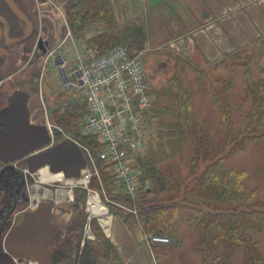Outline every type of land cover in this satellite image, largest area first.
<instances>
[{
	"label": "trees",
	"instance_id": "1",
	"mask_svg": "<svg viewBox=\"0 0 264 264\" xmlns=\"http://www.w3.org/2000/svg\"><path fill=\"white\" fill-rule=\"evenodd\" d=\"M66 15L73 37L94 49L97 56L104 55L121 44H125L130 52L132 49L139 50L144 47L146 32L141 23L127 24L120 29L106 30L89 39L85 38L88 26L102 22L113 23L114 12L110 0H69ZM236 57L239 55L229 57L228 64ZM242 59L246 60L245 56ZM226 63L221 64L223 67H228ZM243 74L244 76L248 74L246 67ZM220 82L222 90L213 91V96L220 113V122L225 128L227 143L231 147L229 153L238 152L250 143L264 139V77L255 82H247L250 107L243 116V123L239 125L237 132L233 129L231 116L234 105L229 98L233 82L231 78H223ZM189 97L186 92L180 94L177 101V115L169 123L165 124L161 118L162 114L158 117L162 126L167 125L168 128L164 130L169 139L179 144L188 141L192 143L193 154L189 162L191 181L186 183L184 179L180 180L172 176L166 178L156 169L153 160L147 161L144 177L151 181L152 188L145 190L139 198H142L141 202L135 204L136 214L123 211L117 204L110 206L116 209L117 217L132 235L141 232L144 235L166 237L164 235L166 231L175 235L177 229H180L178 223L184 222L192 229L195 236L193 252L202 258L204 264H233L238 252L243 257L241 264H264L260 243L256 239V236L264 231V202L256 201L254 192L249 194L244 192L242 172L223 168V157L217 156L204 126L196 123L191 116ZM161 110L166 113L170 108L163 106ZM50 114L56 123L63 127L67 126L69 130L74 129L75 136H80L77 131L80 123H75L85 115V110L80 104L68 102L66 105H57ZM82 139L90 140L87 146L73 140L84 147H89L92 154L97 156L100 150L99 143L87 135ZM56 141L60 140L56 137ZM96 167L103 188L118 187L108 166L99 158H96ZM90 181L89 184L100 185L96 176ZM182 188L183 192L180 193ZM169 194L172 195L168 199H163ZM122 197L125 198L118 199L115 196L116 203L132 208L133 203L130 198L126 195ZM149 197L157 199L145 200ZM82 220L84 216L80 215L67 231L66 237L61 239V246L57 248L54 261L56 264L61 261L60 252L62 259H68L69 255L74 253ZM93 221L91 224L93 223L94 226L96 224ZM99 230L97 227L96 232L100 233ZM182 240L178 238V243L181 244ZM104 244L106 250L113 254L111 264H122L108 239ZM174 247L177 246L174 245L172 248Z\"/></svg>",
	"mask_w": 264,
	"mask_h": 264
},
{
	"label": "rangeland",
	"instance_id": "2",
	"mask_svg": "<svg viewBox=\"0 0 264 264\" xmlns=\"http://www.w3.org/2000/svg\"><path fill=\"white\" fill-rule=\"evenodd\" d=\"M68 1L69 0H54L58 14V22L54 20L55 18H52V22L57 36H59L62 40L66 38V36H68L67 34L71 31L70 22L66 17ZM23 2L26 3L29 17L33 16V7L29 0H22V3ZM43 13L45 14V12ZM116 16L117 18L114 15L113 23L106 24L102 22L92 24L88 27L91 28L90 30H94V28L98 26H103L107 31H114L120 28L119 25L116 24L119 19L118 15ZM47 19L48 18H46V21ZM33 20L35 22V27L38 30L35 18ZM123 26H125V24H122V27ZM44 29L46 30L45 26ZM96 31H98V28H96ZM30 39L27 42H23L20 47L18 44H15L13 48L11 47L13 55L11 56L10 61V75L19 67V58L22 57L21 53L23 51H31L34 45L35 36ZM77 42L75 45L74 41L68 39V42L65 45L63 42L58 43L54 53L45 57L43 60L44 65L42 64L43 67L41 69L38 67H28L25 71L12 77V79L9 80L8 85L10 88L20 85L30 91L32 87L28 86V80H30L29 74L31 73V70L35 71L38 77L36 76L37 81L33 87L37 90L35 95H33L34 98L31 103L33 107L36 105L38 108V118H36L37 123L45 124L48 122L54 126L57 133L55 136L60 141L68 137L86 145L90 140L82 139V137H85L83 127L87 120L85 98L80 91L73 90L69 85L64 83L62 78L64 74L68 75L71 73L75 65L76 55L82 53L80 51L81 49H85L82 44ZM61 46H63V48H60ZM120 46L126 45L121 44ZM23 47H25L24 50H22ZM75 49H77V51H75ZM60 51H62L66 57V62L61 56H59L58 53H60ZM131 51L140 54L144 63V70L149 79V93L153 101V106L148 115H145L143 127L145 137L143 145L138 149L129 151L126 156V161L131 164L136 171L139 185V195L134 201L130 199L133 203L132 208L122 204L123 211L125 210L128 213H132L133 210H136L135 204L141 202L142 198H139L143 195L145 188H152L151 181L144 177L145 165L147 161L153 160L156 169L159 170L166 178L172 176L180 180L184 179L186 183H189L192 179L189 173V162L193 154L192 143L188 141L179 144L178 142L175 143L169 139L164 130L167 125L162 126L158 117L162 114L161 118L165 121V124L169 123L176 117L178 111L176 109L178 104L177 101L182 92H186V94L190 96L192 118L196 123L204 126V129L211 140L212 147L218 154L217 156L223 157V168L226 170L242 172L244 192L246 194L254 192L255 200L264 202V139L259 142L250 143L241 151L229 153L231 147L227 143L225 128L220 122V113L213 96V91L222 90V83L220 81L223 78H231L233 87H231L229 98L231 104L234 105L231 116L233 129L237 132L239 125L243 123V116L247 113L250 107L247 96V82H255L264 77V54L260 53L256 48H248V50L243 49L236 52L235 56L239 55V57L230 61L229 64L228 62H225L228 64V67H223V64H220L214 69H204L203 66H192V70H179L178 63L181 61H178L176 57L171 55L160 54L161 56H158L155 52L145 51L144 47L143 49H132ZM244 56L246 60L242 59ZM24 58H26L25 53ZM232 63L233 65L231 66ZM245 67L248 69L247 76H244L243 74ZM41 73L43 74L42 76ZM68 102L78 103L85 110V115L75 121V123H80V128L77 130L80 134L79 137L75 136L76 132H74V129L69 130L67 129V126H64V128L62 125L56 123L50 114L54 107L57 105H66ZM163 106L169 107L170 111L164 113L161 110ZM86 148L90 150L89 147ZM88 169L91 171L94 170L92 166H88ZM98 181L100 185L97 183H90V185L88 183L87 187H74L69 199H63L58 202V212L53 217V221L60 225L64 232L70 229L73 223L78 220L80 215H83L84 220H82L80 226V232H82L85 219L89 217L87 204L91 195L88 190H91L99 195L100 200L108 209V213L111 215L113 222H117V220L118 222H122L117 217L118 215L116 214V209L110 205H121L118 202L116 203L114 197L116 196L118 199H124L125 197H122L123 193L117 186H108L107 188H103L101 181L99 179ZM189 187L190 185L188 184V190ZM182 192L183 188L180 193ZM175 194L176 193L174 192V195ZM170 195L172 194L165 195L163 199H168ZM148 199L155 200L157 198L149 197L145 200ZM91 221L95 222L94 224L97 226H93ZM88 222L93 238H89L85 242L90 247L91 259L94 261V264H111L113 254L106 250L104 244L105 240L108 239L106 236L107 232L98 218H90ZM178 226L180 229H177L175 235L170 231H166V233H164V235L170 240V242L166 245L167 250L171 251L174 245L180 246L184 251V255L181 257V264H204L202 262V258L193 252L195 236L192 229L184 224V222H179ZM97 227H99L100 233L96 232ZM150 235L152 234L144 236L146 237ZM178 238L183 239L181 241V245L178 243ZM61 239L62 237L59 238V246L57 245L58 248L61 246ZM256 239L259 240L260 250L264 257V231L257 235ZM78 244L79 239L74 253L70 254L68 259H62L60 252L59 260L61 261H59L58 264H74ZM190 252H193L194 258ZM242 260V254L238 252L235 256L233 264H241Z\"/></svg>",
	"mask_w": 264,
	"mask_h": 264
},
{
	"label": "crops",
	"instance_id": "3",
	"mask_svg": "<svg viewBox=\"0 0 264 264\" xmlns=\"http://www.w3.org/2000/svg\"><path fill=\"white\" fill-rule=\"evenodd\" d=\"M110 3L115 17L118 15L115 22L120 28L122 24H143L144 50L176 57L181 61L179 70H192V66L214 69L248 48L264 54V0H110ZM96 28L87 27L85 38L106 31L103 26ZM71 40L85 47L80 48L82 55L95 54L72 33ZM106 236L122 264H181L184 255L180 246L171 251L161 244L149 247L143 233L132 235L118 220H112ZM190 253L194 258L193 252Z\"/></svg>",
	"mask_w": 264,
	"mask_h": 264
},
{
	"label": "flooded vegetation",
	"instance_id": "4",
	"mask_svg": "<svg viewBox=\"0 0 264 264\" xmlns=\"http://www.w3.org/2000/svg\"><path fill=\"white\" fill-rule=\"evenodd\" d=\"M29 2L33 7L34 13L30 17L26 3H22V0H0V133L5 127L9 99L14 92L18 91L22 92L27 100L25 112L22 114L24 120L33 125L45 126L50 135L51 144H54L57 143L55 127L49 129L46 123H37L38 108L36 105L33 107L31 103L37 90L33 87L38 77L35 71L31 70L29 74L28 86L32 87L30 91L20 85L10 88L8 84L12 77L25 71L28 67L41 69L44 65L43 60L54 53L58 43L67 44L68 39H71V32L63 40L57 36L52 22V18H55L54 20L58 22L54 0H29ZM34 18L38 25V30L35 27ZM46 18H48L47 21ZM33 36H35V40L31 51H21L20 65L10 75V61L13 55L11 49L15 44L20 47L23 42L29 41ZM24 53L26 58H24ZM80 147L84 153V146L80 145ZM28 156L13 160L0 158V264H38L25 257L14 258L10 256L4 248V240L7 234L14 230L18 224L31 218L37 206L42 202L50 204V222L56 223L53 221V217L58 212L59 193L62 191H70L71 193L76 187L75 185L80 182L79 179L73 184L58 181L42 183L39 177L41 169L31 171L27 166ZM66 234L67 231L64 232L62 229V234L54 239L49 247L51 251L50 260L45 264H56L54 261L57 255L59 238L62 237L64 239ZM81 234L82 232H80L79 241ZM86 240L87 238L85 239L83 235V241L85 242ZM88 256L91 258L90 252Z\"/></svg>",
	"mask_w": 264,
	"mask_h": 264
},
{
	"label": "built area",
	"instance_id": "5",
	"mask_svg": "<svg viewBox=\"0 0 264 264\" xmlns=\"http://www.w3.org/2000/svg\"><path fill=\"white\" fill-rule=\"evenodd\" d=\"M62 78L64 83L84 96L87 120L83 132L100 145L97 156L84 147L87 164L94 170L87 168L75 186L87 187L92 176L99 179L96 167V158H99L108 166L123 195L134 201L139 195L138 178L126 156L143 145L145 115L153 106L148 94L149 79L140 54L130 52L125 46L115 47L100 56L79 54L71 73ZM46 125L49 129L54 127L48 122ZM88 192L91 195L89 204L92 196L99 195L91 190ZM132 213L136 214V210ZM145 242L151 247L154 244L167 245L170 240L150 235L145 237Z\"/></svg>",
	"mask_w": 264,
	"mask_h": 264
},
{
	"label": "water",
	"instance_id": "6",
	"mask_svg": "<svg viewBox=\"0 0 264 264\" xmlns=\"http://www.w3.org/2000/svg\"><path fill=\"white\" fill-rule=\"evenodd\" d=\"M26 97L14 92L6 110L4 130L0 133V158L13 160L28 156L27 166L31 171L46 168L52 175L61 174L70 184L81 179L87 167L86 157L80 145L71 138L51 144L46 127L33 125L23 118ZM66 183V184H69ZM50 204L40 203L33 216L18 224L7 234L4 248L12 257H25L38 264L50 260V245L62 234L61 227L50 222ZM88 217L76 251L74 264H94L89 258L90 247L83 241Z\"/></svg>",
	"mask_w": 264,
	"mask_h": 264
},
{
	"label": "bare ground",
	"instance_id": "7",
	"mask_svg": "<svg viewBox=\"0 0 264 264\" xmlns=\"http://www.w3.org/2000/svg\"><path fill=\"white\" fill-rule=\"evenodd\" d=\"M39 177H40V181L42 183H52L53 181H58V182H62V183H69V181L65 180L61 174L52 175L51 173L48 172V170L46 168L41 169L39 171ZM60 193H59L58 201L63 200V199H69L71 197L70 191H62ZM88 207H89V209H88L89 218H93V217L98 218L100 220L102 226L108 232L110 225L112 223V217L108 213V209L102 203L99 196H97V195L92 196V198L89 201ZM84 238L85 239L86 238L87 239L93 238V235L89 229V226H86V228H85Z\"/></svg>",
	"mask_w": 264,
	"mask_h": 264
}]
</instances>
